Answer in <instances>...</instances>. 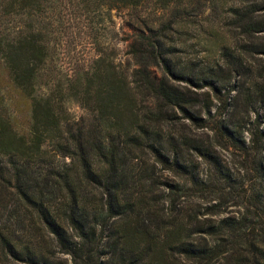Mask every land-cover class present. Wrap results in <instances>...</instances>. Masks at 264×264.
<instances>
[{
	"label": "trees",
	"instance_id": "obj_1",
	"mask_svg": "<svg viewBox=\"0 0 264 264\" xmlns=\"http://www.w3.org/2000/svg\"><path fill=\"white\" fill-rule=\"evenodd\" d=\"M148 1L168 20L140 19ZM237 1L233 45L183 63L167 29L199 0H0V65L28 100L19 125L0 82V264H264V0ZM112 10L139 23L136 67L98 49L64 73L66 21ZM231 199L239 210L222 216Z\"/></svg>",
	"mask_w": 264,
	"mask_h": 264
},
{
	"label": "rangeland",
	"instance_id": "obj_2",
	"mask_svg": "<svg viewBox=\"0 0 264 264\" xmlns=\"http://www.w3.org/2000/svg\"><path fill=\"white\" fill-rule=\"evenodd\" d=\"M237 2V0H199V9L189 12L188 21L184 26L182 21L177 25L174 24L172 28H168V42L175 45L174 59L183 63L197 61V59L210 63L217 60L219 58V42L224 41L227 45L232 46L236 41L234 31L226 25V19L229 17V6L235 5ZM168 13V10H159L152 1H148L138 11L140 19L155 27L161 21L168 20ZM66 14L67 17H73L71 12ZM136 24L139 25L134 17L128 16L123 10H112L110 17L104 12L100 15L90 13L88 17L82 15V20L66 21L64 26L66 30L63 32L57 54L59 67L64 73L70 74L78 67L88 64L90 59L96 56L98 49H103L104 57L112 60L117 69L130 72L136 65L130 57L128 44L141 31ZM254 62L264 64V56L260 55ZM150 69L156 79L164 75L162 68L158 65H151ZM5 78V71L1 66L0 82L3 86V92L8 98L18 124L23 125L28 114V100L10 83L6 82ZM186 83L180 82L181 85H188ZM198 91H207L209 99L213 97L210 90ZM212 101L216 103L215 99ZM67 108L75 120L85 114L84 110L74 101H68ZM176 113L179 118H177L179 121L177 123L180 121L189 123L181 118L178 112ZM204 131L206 130L202 132ZM217 150L222 157L229 158L227 152ZM193 158L194 163L200 165V177L204 178L210 165L195 155ZM156 173L161 180L172 181L176 179L171 172L164 171L159 166H157ZM195 201L203 203V205L209 204L207 201L203 202L205 200L195 199ZM238 208L234 200L231 199L224 204V212L221 215H232L239 210Z\"/></svg>",
	"mask_w": 264,
	"mask_h": 264
}]
</instances>
